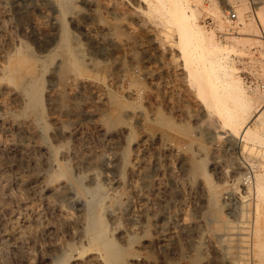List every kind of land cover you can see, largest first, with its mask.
<instances>
[{"label": "bare ground", "instance_id": "1", "mask_svg": "<svg viewBox=\"0 0 264 264\" xmlns=\"http://www.w3.org/2000/svg\"><path fill=\"white\" fill-rule=\"evenodd\" d=\"M155 1L173 33L180 72L194 83L205 109L191 123L169 99L171 87L132 86L134 69H122L130 84L120 91L110 86L116 74L94 76L98 62L81 60L67 24V0H52L50 28L35 18L25 22L18 7L13 16L0 0V264H18V252L32 245L41 251L39 264H187V257L196 260L199 244L208 248L213 264H250L251 257L262 264L260 210L251 209L246 186L213 184L209 172L220 180L222 155H230L239 139L264 144L254 121L264 103L254 92L244 97L241 80L232 78L223 61L225 47L197 23L195 14L203 5L217 7L216 0ZM18 19L24 22L19 28ZM254 20L246 35L264 54L260 22ZM90 37L97 41L94 32ZM258 63L261 77L264 62ZM65 75L64 86H46V80ZM246 109H253L248 118ZM88 119L94 121L91 128L83 123ZM215 139L225 142L224 153L209 158L207 148L219 149ZM243 163L233 173H255L257 165ZM249 173H243L245 180ZM250 186L264 198L260 174ZM74 197L86 209L72 211ZM91 208L100 211L98 230Z\"/></svg>", "mask_w": 264, "mask_h": 264}, {"label": "rangeland", "instance_id": "2", "mask_svg": "<svg viewBox=\"0 0 264 264\" xmlns=\"http://www.w3.org/2000/svg\"><path fill=\"white\" fill-rule=\"evenodd\" d=\"M17 2L19 3L18 5ZM67 2H66L68 8L67 18H69V20L67 19V24L73 35L74 40L78 43V50L80 53V57L82 56L81 60L83 62H87L88 60L91 61L95 60L98 62L97 67L92 69V74L94 76H99L102 77L103 79H108L109 77L108 75L112 73L116 74L117 77L119 76L118 79L116 80L117 82H115L116 84H112L110 86H117V90L120 91L122 87L129 86L130 84L129 78L121 76L122 69L128 67L131 72L135 71L133 72L135 73V76L133 77L132 86L144 85L149 89H152L154 86L171 87L172 91L169 93V99L172 95L171 98L177 101L182 106V113L184 114V117H186V118L183 117V119H186V121L191 123L190 118L193 115L197 117H201L205 113L204 107L202 108L201 103H199L200 101L196 97V94H194L193 91L194 90L193 88L195 86V85L193 86L194 83L192 81H189L192 84L189 83L187 81V79H189L187 75L181 73L183 71L180 72L181 70L180 68H182L181 65L182 61L180 59L178 51L176 50L173 33H171V31L164 26L163 21H165L166 19L165 15L157 10L158 3L155 0H67ZM214 2L215 3L218 2L216 4L218 5L217 7L216 6L207 7L206 5H203V7H201L199 10L200 13L197 12L195 14L196 20L198 21L197 23L202 27H204L205 29H207L208 31H212L214 33L215 38L219 40L220 43H222L223 46L225 47L223 61L226 64H228L231 67L232 71L234 72V73L232 72L234 75L232 78L233 79L236 78V80L238 79L241 80L242 82L241 88L243 90L244 97H247L251 94V92H254L256 98L255 100L258 103L262 104L264 103L263 102L264 97L261 94L260 90L258 89L257 81L264 80V75H263L264 72L261 73V77H260V73H259L260 71H258L257 65L259 64L258 62L260 61L264 62V54L258 46L253 45L248 40V36L246 34L250 32L249 31L251 29L250 25L252 22L253 23L255 22L254 18H257L260 24H264V15H263L264 0H258V1L244 0L243 4L241 5L237 4L238 6H234L235 11L237 12L238 21L240 25L236 26L235 29H233V31L228 32L224 36H220L216 30L210 27H206L202 21L203 19L202 16L204 13H209L208 15H212L217 20L220 18L221 16L220 7L222 6L218 0ZM3 4L5 5V7L10 9L11 14L13 16H15L14 8L18 7L19 12L21 9L22 13L24 12L25 14L24 16H26L25 22H27L29 18H35L46 24L47 28H50L51 26V22H52L51 15L54 13L52 0L49 1L20 0V2L19 0L17 1L3 0ZM13 19L14 22L17 20L15 18ZM221 22L222 21L220 19V22H218V26H219L218 28L222 30L225 28V24L224 22L222 23ZM22 23L24 22H19L18 19V28L21 27ZM143 24L145 27L143 26ZM237 24L238 22H236V25ZM97 29L99 31H97ZM93 32L96 35V40H97L96 42H93L90 37V34H92ZM17 33L19 39L21 40L25 39L23 34L18 29H17ZM122 42L125 43L126 45L123 44ZM126 47L129 50L126 49ZM157 52H160V54H157ZM141 69L143 70L141 71ZM67 77L68 76L65 75L64 78L58 77L51 79L50 81L46 80L45 84L46 86L56 85L61 87L65 85L67 81ZM121 77L122 80L120 79ZM135 78L137 81L135 80ZM243 88L245 89V91ZM112 89H116V88L112 87ZM200 109H202L203 111ZM252 110L253 109H249L247 110V112L246 111L244 112L246 118H248L252 114ZM212 113L213 111L209 110L208 114L214 117L215 115L214 113L213 114ZM254 121L258 123L257 124L258 128L256 127L257 132L264 137V111L260 115H258L256 119H254ZM135 122L132 119V123ZM83 123L88 128H91L94 121L92 119H88L83 121ZM107 123L108 125L114 124V122H112L111 120L108 121ZM250 125L251 127H253L254 126L253 122H251ZM252 142L256 143V145L253 144ZM214 143H216L219 149L215 151L216 152L215 153L213 152V150L207 148L204 153L205 155H208L209 158L212 157L211 155H217V154L222 155L224 153L222 152L221 148L223 147L225 142L220 139L219 140L215 139ZM261 143H262L261 141H256L255 138L248 140L239 139L237 142V148L233 152H231L230 155L229 153H226L227 155L226 154L222 155L224 157L223 158L224 161L222 167L223 175L220 178L221 181L218 179V176L212 171L209 172L210 173L209 181L213 184L215 183L216 185L217 184L223 185V187L227 185L226 186L227 188H229L230 186L237 188L241 186L244 187L246 186L245 188L249 192L248 197L250 199L251 209L260 210L259 221L257 223V226L259 225V229L257 233L261 235V236L258 235L259 239L261 240V246H262V247L260 246L259 251L261 253L260 255L262 259V261L261 259L260 261L263 264L264 263V241H263L264 198L254 187L250 186L254 181L255 174H260L261 178H264V169H263L264 144L262 145ZM209 160L210 159H208V161ZM237 160L239 161L240 164L245 165V163L243 162L246 161V163L251 162L257 165L256 171H254L255 173H251V172L249 173V168L242 170L241 171L242 173H233L234 168L240 165ZM232 163H234L235 165ZM243 173L245 174L249 173V176L250 177L252 176L251 178H249L250 180H245L243 176L245 174ZM75 179L79 181V183L84 181L83 180L84 178L82 177H76ZM247 187L250 188L248 189ZM69 207L72 211H77L80 209H86L87 205L85 204L84 201H81L74 197L69 202ZM91 213L93 216L92 218L94 219L95 217L94 222L97 223V224L94 223V228L95 230H98L99 226L102 224V220L98 215L100 211L97 208H91ZM202 221L208 228H210V226L212 227L213 225V222L211 221V219L209 220L208 217H202ZM227 245L229 246V244ZM223 247L227 249L225 245ZM24 249L21 252H18V256L16 257V260L18 259V264H26L24 261H27V264L30 263L39 264V258L41 255L40 254L41 251L37 250L39 248L32 245V247L29 248L25 247ZM195 249L196 252L194 254L196 255L198 254L199 257L197 256L195 261H193L192 257H187V261H188L187 264H206L207 262L208 264H213L209 262L208 259L209 250L205 245L199 244ZM254 252H255L254 250H251L249 255L253 256ZM11 257L13 256L10 255V261L12 262L13 258ZM154 257H156V255ZM251 263L253 264V257H251Z\"/></svg>", "mask_w": 264, "mask_h": 264}, {"label": "built area", "instance_id": "3", "mask_svg": "<svg viewBox=\"0 0 264 264\" xmlns=\"http://www.w3.org/2000/svg\"><path fill=\"white\" fill-rule=\"evenodd\" d=\"M222 6V14H221V21L224 22L225 28L219 29L218 28V22L215 17L212 15H208L209 13H204L202 16L203 24L206 27H210L218 32L220 36L226 35L228 32L233 31L236 26H239L240 23L238 21L237 12L235 11L234 5L229 3L230 0H218ZM236 22L238 24L236 25ZM259 34L260 38L264 44V24H260L259 26ZM255 48V47H254ZM258 89L260 90L261 94L264 97V80L257 81Z\"/></svg>", "mask_w": 264, "mask_h": 264}]
</instances>
